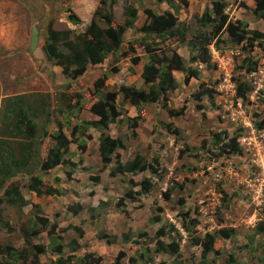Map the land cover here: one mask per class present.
I'll return each mask as SVG.
<instances>
[{"label": "rangeland", "instance_id": "1", "mask_svg": "<svg viewBox=\"0 0 264 264\" xmlns=\"http://www.w3.org/2000/svg\"><path fill=\"white\" fill-rule=\"evenodd\" d=\"M220 1L228 3L226 13L232 21H247L250 29L264 32V19L256 12L254 0ZM212 2L214 0H173V7L157 0H117L116 23L124 22L125 8L132 5L140 10L136 26L125 32L124 43L113 57L104 64L92 65L86 75L70 81L61 74L59 66L45 60L41 36L46 35L51 22L56 29L83 32L92 21L100 0H0V121L2 109L6 105L9 108V98L25 96L32 109L40 112L45 102L56 106L57 98L64 96L72 104H78L76 112L71 118L56 113V125L51 124L49 129L54 132L60 122L71 137V130L79 120L99 118L92 113L91 106L100 98L95 81L103 71H112L106 92L114 91L113 84L117 82L146 87L142 78V67L149 59L146 43L159 48L161 53L170 54L176 49L188 65L191 63L200 72L199 78L189 79L182 71L173 72L181 86L168 92L167 108H163L164 101L136 107L128 101L116 100L118 110L127 120L140 116L135 129L111 124V135H118L126 145L118 149L116 155L122 162L137 154L147 156L157 173L147 170L111 176L110 169L115 162L103 167L100 132L91 128L87 133L89 137L81 136L87 143L86 151L79 149L76 143L71 144L74 152L71 160L77 163L76 167L67 164L65 169L55 168L42 174L44 185L58 187L62 194L38 196L28 189L30 175L26 173L12 179L28 203L25 206L11 204L5 197L0 201L1 243L21 249L27 247L22 228H29L33 222L43 228L40 217H44L57 227L50 236L51 225H48L34 238L28 247V264H34L35 254L41 264H58V260L74 264L77 256L87 253L93 254L91 259L101 256V264H114L122 248L128 256L121 264H128L130 256L137 258V264H147V259L151 258L153 262L148 264H171L172 255L155 254L152 246L145 249L122 243V233L129 231L135 236L145 232L148 235L140 241L151 242L158 228L170 222L183 235L181 250L186 264H223L230 254L241 264H264V235L255 233V226L264 220V129L257 126L264 120V42H256L254 46L236 44L223 33L220 38L226 42L216 47V38L210 45V62L205 63L194 58L197 52L191 53L187 41H182L180 35L158 37L140 31L146 21L144 8L150 6L157 12H175L186 39H191L199 31L197 18L207 8L212 9ZM70 8L82 18L81 25L68 20ZM135 56L142 58L138 65L132 63ZM241 84L250 87L244 97L239 93ZM206 88L213 90L212 97L200 95ZM169 109L179 113L170 115ZM217 135H221L222 141L217 140ZM233 137L240 143V152L231 153L226 145ZM15 140H10L13 146L19 143ZM53 143L50 136L45 138L42 157H46ZM71 168L77 171L73 179L66 175V169ZM57 175L60 181L55 179ZM92 175L99 176V182L90 180ZM149 177L153 180L150 193H138L141 187L131 181L139 183ZM128 192H133L134 198L122 199ZM119 202L123 205L118 206ZM76 205L82 206L77 215L70 209ZM91 207L94 210H90ZM184 213L200 220L197 235L203 237L207 232L217 235L215 249L220 251L219 258L211 252L207 263L203 262L202 247L189 241L182 227ZM155 216H160L161 222H154ZM73 226L83 229L84 236L80 237ZM223 227L235 228V234L229 239L221 237L218 231ZM103 232L118 235L117 244L108 245L99 240L98 234ZM74 238L82 250L80 255L70 258L72 248L67 244ZM53 241L65 245L61 255L52 251ZM18 263L22 264L21 260Z\"/></svg>", "mask_w": 264, "mask_h": 264}, {"label": "trees", "instance_id": "2", "mask_svg": "<svg viewBox=\"0 0 264 264\" xmlns=\"http://www.w3.org/2000/svg\"><path fill=\"white\" fill-rule=\"evenodd\" d=\"M160 2H167L173 7L175 6L173 0H157ZM256 3V12L264 19V0H254ZM117 0H100L93 13V18L90 24L86 25L83 32L76 33L71 28L56 29L53 23H49L46 35L41 36V46L44 51L45 60L52 66H59L62 69L61 74L64 78L75 81L81 76L88 73L92 65L104 64L113 54L121 49L124 43V35L128 29L136 26V21L140 10L132 5H127L125 8V20L123 23H116L115 5ZM212 9L207 8L201 17H198L199 31L191 39H186L184 30L179 26V18L173 11L166 10L164 12H157L153 7H145L144 13L146 15L145 23L140 27V31L148 35L176 36L180 35L182 41H187L191 48V53H196L194 58L202 62L208 63L211 59L210 45L214 42L217 44L225 43V39H221V34L225 33L231 42L236 44L248 43L254 46L256 42L262 44L264 42V32L258 29H250L247 21L237 19L232 21L226 13L228 3L226 1L214 0ZM46 5V4H44ZM47 6V5H46ZM176 9V7H175ZM68 20L75 25L82 24V18L74 12L71 8L68 10ZM40 36H38L39 38ZM147 53L149 59L144 62L142 78L146 87H136L134 85L117 82L114 84V91L106 92L107 81L112 78V71L105 70L99 78L95 81L96 92L100 94L97 102L91 106V111L99 118L95 120L81 119L72 128L71 137L64 132L63 125L58 122V129L51 132L49 126L56 125L54 115L66 114L70 118L74 116L78 104H72L64 96L58 97L56 106L52 103L45 102L39 111H34L30 106L27 97L19 95L17 97L9 98V108L7 105L2 109L0 121V201L5 197L6 201L11 204L19 203L20 206L27 205L28 201L21 193L19 185L14 179L20 173L30 175L28 189L41 195H59L62 190L55 186L46 187L42 174H48L55 168H63L70 164L76 167V162L71 160L72 153L71 144H78V148L82 151L87 150V143L81 140L82 137H89L87 134L91 128H95L100 132V156L104 168L115 162V165L110 169V175L116 176L118 174H137L150 170L157 173L152 161L149 157L142 154L135 155L134 158L122 162L120 156L116 153L118 149H124L126 145L121 137L111 135L110 126L126 125L135 129L138 127L140 116L130 118L127 120L122 112L117 108L116 100L128 101L133 106H140L146 103H154L158 105L160 101H164L163 108H167V102L170 100L168 92L180 88L181 84L174 76L175 70L182 71L187 74V79L200 77V72L188 65L185 58L176 50L172 49L170 54L161 53L159 48L146 43ZM119 60V59H118ZM142 58L140 56L132 57L133 64H140ZM252 63H254L252 61ZM134 70H130L132 73ZM68 84L66 88L70 86ZM65 88V89H66ZM63 91H66V90ZM250 87L247 84H241L239 93L245 96V92ZM202 96H213V90L206 88L200 94ZM198 95V97H200ZM80 102V100H79ZM52 106V107H51ZM169 114L175 116L179 111L169 109ZM184 110L182 109L181 112ZM259 129H264V120L257 123ZM51 137L54 141L53 145L48 149L46 157H42V145L45 138ZM229 137V136H228ZM217 140H221V135L216 136ZM16 139L19 143L14 145L10 140ZM222 141V140H221ZM226 145L230 147L231 153L240 152L241 146L237 138H229ZM16 149L18 152H16ZM70 156V157H67ZM154 159V158H153ZM65 169V168H63ZM73 168L66 169V175L69 179L74 173ZM55 179L61 180L60 176ZM90 180L99 182L100 178L97 175H92ZM132 184L139 185L140 194L150 193L153 187V180L149 177L141 182L131 181ZM3 191V193H2ZM123 198L133 199V192H128ZM182 201V200H180ZM184 204L183 202H181ZM123 203L119 202L118 206ZM71 210L77 215L82 210L81 205L71 206ZM94 210V208H89ZM183 229L187 233L188 240L199 247H202V256L205 258L204 263H207L208 254L214 252L215 257L221 256L220 251L215 249L217 235L212 232H207L203 237L198 234V225L200 220L197 217H191L188 213H184ZM1 217V214H0ZM43 228H38V223L33 222V225L23 227V237L27 247L18 248L10 243L0 242V264H22L29 263L30 250L28 247L32 245L34 238L51 225L48 234L51 236L56 224H50L49 220L40 217ZM154 222H161L160 216L152 218ZM1 221V218H0ZM79 231V236H84V230L77 226H73ZM130 232V231H129ZM122 233V243H131L138 245L145 249L148 246L154 248L155 254L166 253L172 255L174 260L171 264H186L184 260L181 241L183 235L173 223L166 222L162 224L155 235L151 238V242L140 241L141 237L148 235L145 232H140L135 236L134 232ZM133 233V234H132ZM173 233L178 235L175 238ZM218 233L223 238H231L235 234V228L223 227ZM255 233L257 235H264V220H261L255 226ZM99 240L105 241L108 245H116L118 242V235L99 233ZM77 240L74 238L69 245L72 249L70 258L82 250V246H77ZM52 251L55 254L61 255L65 245L61 242L53 241ZM92 253H87L84 256H77L74 264H101L102 257L91 259ZM127 251L122 248L118 253L114 264H121V260L127 257ZM34 264H41L39 256L34 255ZM153 257V256H151ZM137 258L130 256L128 264H137ZM58 264H68L70 261L58 260ZM153 262V259H147V264ZM242 262L235 257L234 254L227 256L223 264H241ZM158 264H166L160 262Z\"/></svg>", "mask_w": 264, "mask_h": 264}, {"label": "crops", "instance_id": "3", "mask_svg": "<svg viewBox=\"0 0 264 264\" xmlns=\"http://www.w3.org/2000/svg\"><path fill=\"white\" fill-rule=\"evenodd\" d=\"M77 11V10H76ZM166 11V10H165ZM142 69H143V67H142ZM143 71V70H142ZM110 79H111V77H110ZM114 85V84H113ZM145 105V104H144Z\"/></svg>", "mask_w": 264, "mask_h": 264}]
</instances>
